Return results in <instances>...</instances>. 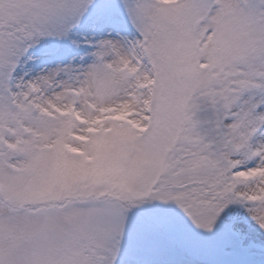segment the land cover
Wrapping results in <instances>:
<instances>
[{
  "label": "snow or ice",
  "instance_id": "6c2138e0",
  "mask_svg": "<svg viewBox=\"0 0 264 264\" xmlns=\"http://www.w3.org/2000/svg\"><path fill=\"white\" fill-rule=\"evenodd\" d=\"M0 264H264V0H0Z\"/></svg>",
  "mask_w": 264,
  "mask_h": 264
}]
</instances>
